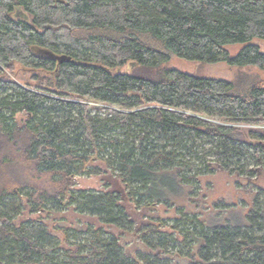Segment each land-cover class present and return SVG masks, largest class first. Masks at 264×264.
Returning a JSON list of instances; mask_svg holds the SVG:
<instances>
[{"label": "trees", "instance_id": "1", "mask_svg": "<svg viewBox=\"0 0 264 264\" xmlns=\"http://www.w3.org/2000/svg\"><path fill=\"white\" fill-rule=\"evenodd\" d=\"M255 38L264 0H0V264H139L142 252L144 264H264V129L237 126L264 122V82L238 89L162 67L177 55L264 69ZM232 43L245 45L232 55ZM95 161L111 169V189H74L77 175L102 172ZM217 171L260 188L247 221L183 210L181 239L161 221L135 227L127 204L173 205ZM23 196L33 212L74 205L133 226L141 249L92 226L64 245L42 221L14 224ZM178 241L196 251L174 253Z\"/></svg>", "mask_w": 264, "mask_h": 264}, {"label": "rangeland", "instance_id": "2", "mask_svg": "<svg viewBox=\"0 0 264 264\" xmlns=\"http://www.w3.org/2000/svg\"><path fill=\"white\" fill-rule=\"evenodd\" d=\"M26 14L25 12H21ZM254 43L260 46V50L264 52V40L255 38ZM244 43H232L226 46L232 55H235L244 46ZM166 68H175L185 72L193 73L199 76L226 79L236 83V88L244 89L255 80H261L264 82V69L257 66H245L237 67L230 66L225 61L216 63H204L200 61H193L172 55L170 60L162 65ZM128 65L121 67V71L129 72ZM15 73L18 76L19 81L22 83L30 82V74L24 72L20 66H16ZM12 77V75L10 73ZM16 121L22 124L25 120L23 113L16 115ZM244 129H264V122L240 124L237 125ZM251 140V139H249ZM252 141V140H251ZM93 167L98 166L102 169V172L80 174L75 177L74 189H89L95 191H106L111 189L112 185L109 184L110 176H112L111 169L106 167L107 165L101 161H95L91 164ZM113 177V176H112ZM110 179V180H109ZM113 181V180H112ZM260 189L258 186L250 185V183L243 177L237 178L235 175L225 173V171H217L213 174H208L202 178V180L192 188L188 187V191L182 196H178L175 204H159L154 207L138 208L135 204H127L128 211L136 220L135 227H142L151 220L161 221L160 229L165 231L166 234H174L180 238L183 227L177 223V219L181 218L180 212L196 214L199 219L203 221H215L220 219L224 221L245 222L252 209L253 197L256 191ZM264 194H262L263 198ZM23 204V210L13 220L14 224H21L30 220L42 221L48 228V231L55 234L58 238L63 240L70 234L76 232L79 235L78 229L88 228L89 226L95 229L101 228L106 232H113L117 234L120 242L125 246L126 252L136 254V251L141 249L139 243L142 242L141 233L136 231L133 226L130 228H114V226L104 224L99 220V217L90 213H81L73 206H64L61 209L44 210L40 212H33L28 204V199L23 196L18 199ZM78 233V234H77ZM84 235V234H82ZM85 236V235H84ZM80 237V236H79ZM181 239V238H180ZM80 240V239H79ZM178 241L175 245L170 247L174 253L178 250L183 254H188L191 249L192 252L196 250L189 245L182 248ZM179 246V247H178ZM190 249H189V248ZM189 249V250H188ZM140 254V253H139ZM146 252L138 255L140 259L139 264H144V260L147 259ZM173 260L170 261L172 263Z\"/></svg>", "mask_w": 264, "mask_h": 264}, {"label": "water", "instance_id": "3", "mask_svg": "<svg viewBox=\"0 0 264 264\" xmlns=\"http://www.w3.org/2000/svg\"><path fill=\"white\" fill-rule=\"evenodd\" d=\"M50 56L54 57L55 59H57L59 62H64V61H69L71 58L70 56L68 55H56V54H53V53H50Z\"/></svg>", "mask_w": 264, "mask_h": 264}]
</instances>
